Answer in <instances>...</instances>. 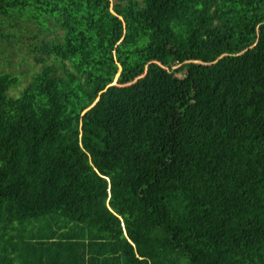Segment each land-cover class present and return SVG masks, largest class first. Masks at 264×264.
<instances>
[{
  "label": "trees",
  "instance_id": "obj_1",
  "mask_svg": "<svg viewBox=\"0 0 264 264\" xmlns=\"http://www.w3.org/2000/svg\"><path fill=\"white\" fill-rule=\"evenodd\" d=\"M21 37L0 264H264V0H0Z\"/></svg>",
  "mask_w": 264,
  "mask_h": 264
},
{
  "label": "rangeland",
  "instance_id": "obj_2",
  "mask_svg": "<svg viewBox=\"0 0 264 264\" xmlns=\"http://www.w3.org/2000/svg\"><path fill=\"white\" fill-rule=\"evenodd\" d=\"M7 30V27L3 26V32H7ZM10 32L18 34L17 29L10 30ZM28 41L29 39L26 37H21L20 44L12 41L9 44L0 42V71L17 76L21 87L26 84L29 76L39 68L34 59V56L38 54L27 49Z\"/></svg>",
  "mask_w": 264,
  "mask_h": 264
}]
</instances>
